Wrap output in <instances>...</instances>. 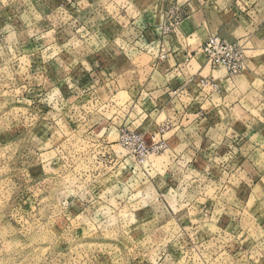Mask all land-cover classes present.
<instances>
[{
  "label": "rangeland",
  "instance_id": "obj_1",
  "mask_svg": "<svg viewBox=\"0 0 264 264\" xmlns=\"http://www.w3.org/2000/svg\"><path fill=\"white\" fill-rule=\"evenodd\" d=\"M159 1L0 0V264H214L210 253H201L195 232L213 238L215 216L197 218L185 210L171 215L164 196L152 198L151 185L142 194L128 187L119 195L121 209L115 195L107 196L104 177L117 162L91 131L105 107L89 109L86 99L75 103L98 86L92 78L89 85L73 83L81 71L71 68L85 57L80 53L95 46L98 33L131 26L130 17ZM23 57L35 63L26 65ZM226 153L224 166L232 157ZM261 157L252 155L262 163ZM145 159L134 161L143 166ZM235 170L223 168L222 185L236 184L235 176L230 179ZM144 176L146 185L152 178ZM219 187L210 177L191 185L189 193L213 197ZM223 220L227 230L235 229ZM260 223L250 228L246 244L264 250ZM229 234L223 236L234 244ZM243 237L235 244L244 245ZM250 255L256 258L257 250Z\"/></svg>",
  "mask_w": 264,
  "mask_h": 264
},
{
  "label": "crops",
  "instance_id": "obj_2",
  "mask_svg": "<svg viewBox=\"0 0 264 264\" xmlns=\"http://www.w3.org/2000/svg\"><path fill=\"white\" fill-rule=\"evenodd\" d=\"M160 1L130 17L131 26L98 33L95 46H87L80 53L83 60L71 68L81 71L74 84L89 85L92 78L98 85L95 94L86 93L75 103L86 99L89 109L105 107L91 130L105 144L100 149L111 150L117 162L112 174L104 177L110 188L104 192L115 195L121 209L124 197L119 195L128 187L141 194L152 187V198L164 196L171 215L185 210L196 212L197 218H217L218 231L213 238L200 229L195 232L203 247L201 253H210L214 264L238 260L264 264L261 246H247L250 228L260 219L264 223V169H260L264 165V0ZM170 6L181 11L182 19L177 29L164 33L162 24L167 23L166 8ZM210 34L243 45L245 68L239 74L229 75L224 68L212 69L206 63L199 47ZM19 60L28 61L26 65L35 63L34 58ZM204 79L216 83L217 89L202 86ZM94 112L95 118L98 111ZM121 128L139 131L149 145L163 141L165 149L148 155L143 166L138 165L117 143ZM226 152L232 157L225 166L237 167L230 172V179H237L232 188L222 185ZM256 152L262 163L253 160ZM161 156L166 159L157 163L155 158ZM146 173L152 180L147 179L144 185L140 179ZM210 177L221 186L213 197L201 190L189 193L191 185H200ZM224 218L235 223L233 231L222 224ZM231 231L236 233L233 237ZM223 234L235 242L242 235L245 244H232ZM253 248L256 258L250 255Z\"/></svg>",
  "mask_w": 264,
  "mask_h": 264
},
{
  "label": "built area",
  "instance_id": "obj_3",
  "mask_svg": "<svg viewBox=\"0 0 264 264\" xmlns=\"http://www.w3.org/2000/svg\"><path fill=\"white\" fill-rule=\"evenodd\" d=\"M166 17L167 23L162 26L164 32L177 29L182 13L171 7L167 9ZM199 48L212 69L222 67L229 75H236L245 68L244 48L238 41H229L219 34H210ZM160 57H165V54L162 53ZM201 85L217 89V84L207 79L201 80ZM118 143L125 154L136 162L144 160L150 154L160 153L165 148L163 141L149 145L139 131L128 128H121Z\"/></svg>",
  "mask_w": 264,
  "mask_h": 264
}]
</instances>
